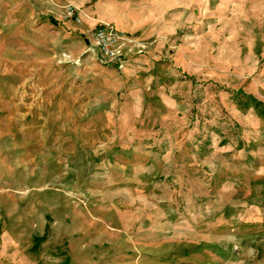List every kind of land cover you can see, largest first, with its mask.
<instances>
[{"label": "rangeland", "instance_id": "1", "mask_svg": "<svg viewBox=\"0 0 264 264\" xmlns=\"http://www.w3.org/2000/svg\"><path fill=\"white\" fill-rule=\"evenodd\" d=\"M0 264H264V0H0Z\"/></svg>", "mask_w": 264, "mask_h": 264}, {"label": "built area", "instance_id": "2", "mask_svg": "<svg viewBox=\"0 0 264 264\" xmlns=\"http://www.w3.org/2000/svg\"><path fill=\"white\" fill-rule=\"evenodd\" d=\"M66 18L80 23L79 8L68 7ZM94 23L92 27L84 31V34L89 44L98 49L102 62L122 67L128 56L144 54L145 49L142 42L127 34L124 29L118 28L112 22L96 21Z\"/></svg>", "mask_w": 264, "mask_h": 264}, {"label": "trees", "instance_id": "3", "mask_svg": "<svg viewBox=\"0 0 264 264\" xmlns=\"http://www.w3.org/2000/svg\"><path fill=\"white\" fill-rule=\"evenodd\" d=\"M113 23V22H112ZM118 28H122V29H124L125 30V32L127 33V34H129L130 36H132L133 38H136L135 36H134V34H132L131 32H129L127 29H125V28H123V27H121L120 25H118V24H115ZM137 39V38H136ZM142 56V55H141ZM140 55H138V56H134L133 58H137V57H141Z\"/></svg>", "mask_w": 264, "mask_h": 264}]
</instances>
